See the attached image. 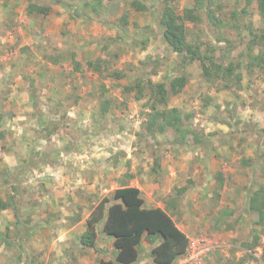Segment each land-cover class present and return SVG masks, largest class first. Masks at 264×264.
Masks as SVG:
<instances>
[{
  "label": "rangeland",
  "instance_id": "1",
  "mask_svg": "<svg viewBox=\"0 0 264 264\" xmlns=\"http://www.w3.org/2000/svg\"><path fill=\"white\" fill-rule=\"evenodd\" d=\"M134 1L143 3L148 7V10L138 11L136 6H133ZM30 2L51 7L50 15L52 18L46 20L42 19L39 15L28 14L27 5ZM223 2L228 5L223 10L225 17L228 18L231 17L233 9L236 7L239 8L241 4H245L244 0H242L240 5H234V0H223ZM68 4H74L73 0H61V2H58V0H11L10 5L12 7L6 8L4 0H0V89H7L9 99L11 100L10 105L14 102L11 105L13 107L8 109L7 116H9V119H13L12 114L17 116L20 112L18 110V113L13 111L18 109L15 99L18 96L24 97L26 95V91L29 89L28 78H32L37 83H41L45 91V95L40 100L38 106L34 107L31 111L33 113H37L40 110L47 112L55 96H63L69 103H72L73 98L78 96L82 101L78 104L79 110L81 109L84 112L82 115L86 117L95 115L100 104L99 97L102 92V85H105L109 92L108 95L113 100L110 111L106 116V124L113 131L118 130L120 127L126 128L130 132H134L136 139L133 147L127 149V154H130V158L127 157L125 152L118 156V162H122V166L118 171L116 168H113V165L116 167L118 165L114 163V160L111 166L107 165V160L103 159V157H98V164L95 161L96 157H91L90 162L92 163V167L88 174L90 175L92 184L95 185V189L99 190L98 194L101 195V185L103 187L106 186L102 184L101 177L105 176L106 179L107 173L112 175L122 171L130 175L132 174L129 173L132 169L131 166L133 165L134 170H137L138 163L142 165V168L140 165L142 173H145V171L143 172V167L149 170L147 166L149 160L153 162V157H163L162 162L168 161L169 163L167 174H164L165 178L163 179L165 181L167 177L168 185L167 190H164L162 195L156 199L157 202H163V198L166 197V192L168 195H176L177 190L188 186L190 180L194 182L193 186L190 185L191 189L193 187L192 191L186 192L180 198L179 213L174 216L178 225L189 227L188 234L190 235L188 252L185 256L177 260L175 264H263L259 259V256L262 254L260 247L250 251L242 246L243 243L252 242L254 236L253 229L255 227L254 222L257 217L254 214L246 215L243 207H241V203L244 201L245 190L243 188L249 184L245 179L250 177L249 180H253L256 183L254 187L263 185L264 170L261 172V169L257 168L252 176L248 167L243 166L241 161L233 163V157L228 164L221 163V165L219 164V159H216L218 161L211 168L214 170L225 169V171L231 174L233 172L230 171V168L236 170L239 173L240 184L235 183L230 177H226V184L222 190V198L218 200L215 196L216 187L210 182V184L206 185L207 188L209 187V191H206L208 195L204 197V193L201 190L203 185L202 181L208 174L205 168L202 169L201 166L195 164L189 167L188 162L185 161V163L178 165L179 167L176 168L175 174L171 170L174 165L170 164L171 160H173L172 156L180 153L187 155L186 153H189V151L195 152V150L188 147L180 148L179 151H176L174 147L170 146L167 142L175 137L172 130L167 131L164 135L143 137L138 135L141 128V114L144 111L143 101L139 103V101L133 98V94L127 95L124 91V86L132 84L136 79L168 82V77L172 78L176 75L174 67L181 59L180 55L170 51L163 40V28L159 23L160 11L162 9L161 0H110L105 3V10L102 12L100 19L90 21L72 19L67 9ZM176 6L182 15L185 9L194 7V0H178ZM248 11L254 15L255 26H260L258 2L254 1ZM126 13H128L129 24L122 26L120 21ZM77 14L79 15L80 12L77 11ZM248 19L250 18H246V20ZM40 23L45 25L49 34V38L46 39L49 46L58 48L62 46L65 49L68 60L66 59L62 67L66 68V70L52 67L44 69L43 66L46 65L44 64L45 60L37 50L41 48L39 36L36 34ZM186 27L189 32L190 41H210L217 47V62H222L224 65H228L233 60V55L238 52V49L235 51L234 49L246 37V32L236 28L217 29L216 34H222L227 38L225 42L218 43L215 40V35L204 22L198 24L187 22ZM112 40H116V42L113 44ZM145 40H147L146 44L143 43ZM88 45H90V48ZM232 46H235L233 50L231 48ZM25 48H27L26 51H24ZM73 48H81V50L85 49V51L92 52L91 58L93 60L100 58L105 60V66H107L109 72H123L126 74V77L118 80L110 77L108 72L103 71V75L90 76L89 78L91 80L87 81L79 74L74 75L73 73L71 75L67 71L71 66L68 53ZM142 61H146L147 65L149 64L145 70L143 69V65H141ZM152 70H155L157 74L152 75ZM187 72L190 78L189 88L178 96L170 94V107L180 108L185 115L191 114L192 118L190 123L197 131L203 134L207 131L211 135L217 130H225L228 127H230L229 129L231 127L238 128L237 130L235 129L236 132L219 133L216 137H212V140L214 139L216 142L227 141L228 136H230L228 138L230 142L235 138V134H238L239 136L236 137V142L232 140L233 145L234 143L243 145L248 140H251V143L261 141L263 144V149H261L263 151L264 133L261 130H263L262 124L264 123V118L260 113H256L255 116L252 115L251 117L249 116L251 113L246 114L243 110L239 111L238 109L240 106L238 100L241 99L245 102V105L249 100L248 105H255L257 111H260L261 107L264 108V81L261 75L257 72L252 75L247 73L244 66L239 68L238 72L245 76L243 92L237 93V91L231 90L230 93L233 97L235 96L234 98L237 102L224 103L225 105L223 107L218 108L219 115H217L215 109H213L215 106L213 102L211 103L210 101L209 105L206 106L207 98H216L218 91L216 88L217 83L212 84L202 78L199 63L189 66ZM221 91H223L222 96L225 95L227 98L229 90L223 89ZM20 106L23 109L25 107L27 108L25 103H22ZM31 112L30 114L32 115ZM207 112H213L215 114L214 116L218 118L219 124L207 122V119H205ZM237 113H240V116L243 118V121L239 122V124L235 120L239 118V116L236 117ZM19 114L22 115V113ZM31 115L26 116L29 117ZM76 116L79 117L78 115ZM253 116L255 121L252 119ZM27 117L25 119L23 118V121L18 120L15 123L12 122V125L19 124L23 126L22 122H27L28 120L33 125L37 124L34 118L27 119ZM88 119L83 120V118H80L79 121L76 120V123L65 120L63 126L62 124L60 125L62 130L57 132L58 135L56 134L59 143L54 144L56 145L55 147L61 148L64 146V141L71 140L73 137L78 138V136L82 137L81 142L87 145V142L94 138L92 133L95 132L93 121L91 122ZM202 124L206 131L201 128ZM219 126L224 127V129H218ZM33 131L34 129L31 131L29 137L33 138L31 144L35 146L36 140L34 139ZM14 140L11 142H14ZM11 142L7 144L8 147L9 145L11 147L15 146ZM39 146H41L40 143L35 148ZM88 146H90V143ZM93 146L94 143L91 144V148ZM35 148L32 150L33 153L37 152ZM91 148L88 151L92 154L94 150ZM97 152L95 151V153ZM255 153L251 149L248 151V154H252V158H254L250 160H256L258 153ZM3 155L0 149V166L3 164ZM63 155L60 158L65 160L69 158L67 154ZM259 157V163L263 165L264 153ZM98 175L101 176L99 177L100 180H96ZM15 179L22 194L36 191V189L34 190V184L30 185V183H27V185H22V182L24 183V180L27 179L25 174L16 176ZM107 179L109 180V178ZM55 184L59 186L57 181ZM63 189L65 188L59 187L57 190ZM103 189L106 188L104 187ZM237 190H242L240 196L236 195ZM8 191L10 190L8 189ZM102 196H99V198H102ZM234 201H237V203L235 204ZM226 207L230 209L238 208L237 214L232 215L227 220L230 223L231 229H228L225 225L220 226L221 229L219 230L213 229L212 221L217 216V212ZM260 235H263L262 232ZM111 244L112 241L105 244L101 243L99 248L110 254L112 252ZM145 249L146 252H149L151 247L145 244ZM250 254L254 255L256 259H250ZM88 255L85 258V262L77 264H98L101 256L99 253L91 250ZM193 255L197 256L198 259L191 258ZM35 263L39 264V260L37 262H34V260L28 262V264ZM141 264L154 263L148 258H142Z\"/></svg>",
  "mask_w": 264,
  "mask_h": 264
},
{
  "label": "trees",
  "instance_id": "2",
  "mask_svg": "<svg viewBox=\"0 0 264 264\" xmlns=\"http://www.w3.org/2000/svg\"><path fill=\"white\" fill-rule=\"evenodd\" d=\"M110 0H73L74 4H68L72 19L95 20L100 19L102 12L105 10V3ZM178 0H161L162 9L160 11V25L163 28L162 37L170 51L180 55L181 59L174 67L176 75L167 78L168 82H156L154 80L136 79L132 84L124 86L127 95L133 94V98L137 101H143L144 111H142L141 130L139 136H157L164 135L167 131L172 130L175 137L167 143L174 147L176 151L180 148H192L196 151H204L206 155L211 152V139L205 134L197 131L190 120L191 114L185 115L183 110L178 107H170V94L178 96L189 88L190 78L187 72L189 66L199 63L202 78L210 83H217V90H235L238 92L244 89L243 82L245 76L239 73L241 67H245L247 73H259L264 81V0H244L245 4H241L238 8L233 9L231 17H225L223 10L228 7L223 0H194V7L187 8L181 15L177 9L176 2ZM254 1L258 2V16L260 26H255L254 15L250 14L248 9ZM61 2V0H58ZM242 0H234V5H240ZM6 8L12 7L11 0H4ZM15 6V5H14ZM138 11H147L148 7L139 1H134ZM52 8L49 6H41L30 2L27 5V12L30 15H44L47 17ZM77 11L80 14H77ZM128 13H126L120 23L122 26L129 24ZM250 18L246 20V18ZM187 22L201 23L204 22L215 35L218 43L226 41L224 35L217 33L218 29L236 28L246 32V37L236 46H232L234 51L238 52L233 55V60L228 65L217 62L216 51L218 50L210 41L195 40L190 41L189 32L186 27ZM222 31V30H221ZM39 36L41 50L43 51V59L54 65L63 64L67 57L63 55L59 49H53L49 46L47 32L39 29L36 31ZM113 44L116 40H112ZM145 40L143 43L146 44ZM25 48L24 51H26ZM72 64L73 73H80L83 76L93 72L97 75H103V71L108 72L110 77L121 79L126 74L119 71L109 72L105 66V60H76V53L71 52L69 56ZM143 69H147L146 61H142ZM152 75H156V71L152 70ZM63 75V74H62ZM29 79L28 94L33 101V106H37L39 98L45 95L41 83H37L32 78ZM219 82V83H218ZM221 86H219V84ZM0 145L4 148L2 141L6 138L4 124L7 118L6 109L8 107L9 93L7 89H0ZM105 85H102L100 94V104L97 113L93 116V123L96 133L109 132L111 127L106 124V116L112 105V98ZM73 102L61 98L53 102L51 111L58 114L61 111L68 110L69 107L77 105L79 97L73 98ZM206 106L209 105L211 99H206ZM59 125V124H58ZM57 126V123H55ZM50 133L49 126L47 127ZM77 141L73 137L71 144ZM69 149V148H67ZM120 154V153H119ZM118 154V156H119ZM263 152L257 154L255 160L242 159L243 166H249L251 163H259ZM118 156L115 157L114 163L117 164ZM154 166L151 173L155 175V181H161V162L162 157H155ZM26 163V162H24ZM31 165V162H29ZM38 165V164H35ZM26 169V165L18 172L22 173ZM126 181L121 182L120 187L109 194L98 198L97 202L90 207V216L87 220V227L82 233L78 247H70L67 250L73 261L70 264H77L78 255H87L89 250L99 253L98 264H141L142 258L150 259L154 264H175L176 261L185 256L188 252L190 239L182 230L179 229L174 219L178 215L180 208V198L186 192L192 191L191 186L194 182L189 181V185L177 190L176 195H169L163 198L161 207H147L143 194L140 189L131 187L129 180L134 177L132 174L123 173ZM12 175L6 170H0V183L7 185L12 182ZM215 196L216 199L222 198V190L226 184V176L222 173H216ZM256 183L251 180L247 186L243 188L244 201L241 207L244 213L254 214L257 219L254 222V236L251 243H243L242 246L250 251L256 248L262 249L259 259L264 264V184L254 187ZM191 185V186H190ZM14 193L17 192L13 186ZM242 190H237L236 195L240 196ZM79 198H86L93 201L92 196L76 191ZM235 204L237 201H234ZM18 206L15 195L9 198L0 196V217L3 211L8 207ZM241 209V208H239ZM238 208H223L217 212V216L213 219L212 228L221 229L220 226L225 225L231 229L230 223L227 221L232 215L237 214ZM80 218V217H79ZM262 232L263 235H260ZM29 236L30 233L27 232ZM4 241V238L0 237ZM112 240V252L99 248L101 243L105 244ZM145 244L151 249L146 252ZM77 251V253H76ZM253 253V252H251ZM250 259L255 260V256L250 254Z\"/></svg>",
  "mask_w": 264,
  "mask_h": 264
},
{
  "label": "crops",
  "instance_id": "3",
  "mask_svg": "<svg viewBox=\"0 0 264 264\" xmlns=\"http://www.w3.org/2000/svg\"><path fill=\"white\" fill-rule=\"evenodd\" d=\"M41 15L39 16L42 19L49 20L52 18L50 14L47 17ZM39 29L45 30V32H47L44 24L40 23L37 30ZM47 36L49 38L48 32ZM89 46L90 45H88V47ZM50 47L53 49L57 48L61 50L63 55L66 56L65 49L62 46L59 48L53 46ZM37 50L38 52L43 54V51L40 48H38ZM71 52L76 53V60L78 61H84V63H87V61L93 60L91 58L93 53L85 51V49H70L68 53L69 56ZM44 62V64H46L45 66H43L44 69H48L47 67H52L66 70V68L62 67L65 62L60 65L49 64L46 61ZM70 64V69H67V71L72 72L73 64L72 62ZM75 74L81 75L80 73H74V75ZM93 75L97 74L89 72L88 75H81V77L84 78V80L90 81L91 78L89 77ZM242 92L243 91H240L238 93ZM222 93L223 91L218 90L216 93V98L211 99V103L213 102L215 104V106L213 105V109H215V113H217V115H219L218 108L220 109V107H223L225 104H229L230 102H237V100L234 98L235 96L233 97L230 91L227 98L225 97V95L222 96ZM43 97L44 96H41L39 98V102ZM58 98L65 100L63 96H55V98L52 99L51 106H49L47 112H45V110H40L37 113H33L31 111L35 106H33V101L31 100L27 90L24 97L18 96L15 99L16 105H18V109L13 111L15 113H18V111H20L19 113H22V115L19 113L17 114V116L12 114V120L9 119V116H7L6 118L4 124L6 138L2 141V144H4L5 147L2 148L0 145V149L4 154L2 158L3 164L2 166H0V170H6L7 173L9 175H12L13 177L12 182L8 183L7 185L0 183V196L3 198H9L10 195H15V198L18 201V206L8 207L5 211H3L0 217V237L4 238V241L0 240V264H28V262L31 260H34V262H37L39 260V264H70V262L73 260L69 256V253H67V250L72 246H74L75 248L78 247L80 237L87 227V220L91 213L90 207L95 204V202H97L99 196H105L109 194L111 191L119 188L121 182L126 181V177L124 176L122 171L116 172L112 175L105 172L107 173V178H109V180L107 178L105 179V176L101 177L100 175H98L96 177V180L101 177L102 184L106 185L104 186L106 189H103L104 187L101 185L102 192L101 195L98 194L99 190L95 189V185L92 184V180L90 179V175L88 174L92 167V163L90 162V160L92 159L91 157L95 156V161L97 162L98 157H103V159L107 160V165L112 166L113 160L118 156L119 153L121 154L125 152L127 154V149L133 147L134 141L136 139L134 132L132 133L126 128L124 129L121 127L115 131L110 129L109 132L96 133L97 131H95L92 133L94 138L87 142V145L83 144L81 142L82 137L78 136V138H76L77 141H75L74 144H71V141H73L72 138L71 140H66L68 142L64 141L63 147L56 148V145L54 144L59 143V140L56 138V134L57 132L62 130L60 125L62 124L63 126L65 120H70L71 123L74 121L73 123H76V120L79 121L80 118H83V120L89 118L88 120L92 122L94 116L89 115V117H86L85 115H82L84 112H82L81 109L79 110L78 106V104L82 102L81 98L79 99L77 105L69 107L65 112L61 111L56 114L55 112L51 111V109L53 107V102ZM10 101L11 100L9 99V105L6 109L7 113L8 109H11L13 107L11 105L14 102H12L10 105ZM248 101L245 105V102H243L242 99L238 100V102L240 103V106L238 108L239 111L243 110L246 114L251 113L250 115L248 114L251 117L252 115L255 116L256 113H260L264 118V108L261 107V110L257 111L255 105H248ZM22 103H25L27 105V108L25 107L26 110L23 109L22 106H20ZM30 112L32 113V115L30 114ZM26 115L31 116L27 117ZM76 115H78L79 117H77ZM214 115L215 114H213V112H207L205 115V119H207V122L219 124L218 118ZM25 116L27 117V119L34 118L37 124L33 125L31 121L28 120L27 122H22L23 126H20L19 124L12 125V122L15 123L18 120L23 121V118H26ZM237 116H239V118H236L235 120H237L236 123L239 124V122L243 121V118L240 116V113H237L236 117ZM254 116L252 118L253 120ZM55 123H57V126H55ZM48 126L50 130L49 134L46 130ZM50 127L53 129H51ZM203 127L204 125L202 124L201 128L205 130V128ZM262 127L263 130L261 131L264 133V123L262 124ZM229 128L230 127H228V129L220 131L217 130L211 135L208 134L210 132H207L205 130V136H208V138H210L212 142V150L209 155H206L204 151H189V153H186L187 155H185L184 153H180L181 155L175 154L174 156H172L173 160H171L170 164L174 165L172 169H170L173 170V174L176 173V168L179 167L178 165L185 163V161L188 162L189 167H192V165L195 164L201 166L202 169L205 168L207 170L208 174L206 173L207 175L202 181L203 185L201 192L204 193V197L208 195V192L206 191H209V187L207 188L206 185L210 184V182L215 185V176L218 172L222 173L226 177H230L231 180L235 181V183H239L240 181L238 175L239 173L232 168H230V171L233 172V174L225 171V169H212L211 166H213V164L215 165V163L218 161L216 159H219V164L221 165V163L228 164L231 161L230 159H232V157L233 163L240 162L242 159H254L252 158V154H248V151H250V149L254 150V152H256L255 154L259 152L264 153V150L262 151L263 144L261 143V141L251 143V140H248L247 142L243 143V145H238L235 143L233 145L232 140L236 142V137L239 136L238 134H235V138H233L230 142L228 140L230 136H228L227 141L224 140L222 142H216L214 141V139L212 140V137H216L217 135H219V133L224 134L229 133L230 131H232L230 133H233L236 132L235 129H238L234 127H231V129ZM33 129L34 139L36 140L35 146L39 143L41 145L38 148L32 146L31 142L33 138L29 137ZM218 129H224V127L222 128L221 126H219ZM83 139H85V137H83ZM12 140H14V142H11ZM6 141L11 142V144L15 146L11 147L9 145L8 147L7 144L9 142ZM89 143L90 146H88ZM92 143H94L93 148H91ZM34 148L35 151H37L36 153L32 152ZM89 148L94 150L92 154L89 153ZM95 151L98 152L95 153ZM63 154H67L69 158H66V160L60 158V156H62ZM127 157L130 158V154H127ZM154 159L155 158L153 157V162H150L149 160V164H147L149 170L143 167V172L145 171V173H142V165L139 163L137 164V170H134V166L132 165V169L129 172L132 173L134 177L129 180L128 186L136 187L141 190L147 207L162 206V203L157 202L156 199H158L162 195L164 190H167L168 185L167 177L165 181H163L165 175L167 174V167L169 168L168 161L161 162V170L159 174L162 178L160 182H156L155 175L151 173V169L153 168L155 163ZM29 162H31V165H29ZM63 164H65L66 166H63ZM117 164V167L113 165V168H116V170L118 171L122 166V162H117ZM25 165L26 169L21 174L18 173ZM247 167L253 176V173L255 172V170H257V168H260L261 172L262 170H264V161L263 165L253 162ZM23 174H25V177L27 179L24 180V183L22 182V185H27V183H30V185L34 184V190L36 189V191H34L33 193L25 192V194H22L21 189L18 188L17 180L15 179V177L21 176ZM249 179L250 177L245 180L250 182ZM56 181L58 182L59 186H56ZM13 186L17 189L16 193H14L15 191H13ZM59 187H64L65 189L57 190ZM8 189L10 191H8ZM77 190H81L82 192H85L86 194L92 196L93 201H90L86 198H79L76 195ZM165 195L166 197L169 196L167 192L165 193ZM177 226L180 230L186 233V235L190 239V235L188 234L189 227L178 224ZM27 232L30 233L29 236L27 235ZM90 251L91 250L88 251V254ZM88 254L83 256L78 255L77 263L85 262V258L89 256ZM191 258L198 259L197 256Z\"/></svg>",
  "mask_w": 264,
  "mask_h": 264
},
{
  "label": "built area",
  "instance_id": "4",
  "mask_svg": "<svg viewBox=\"0 0 264 264\" xmlns=\"http://www.w3.org/2000/svg\"><path fill=\"white\" fill-rule=\"evenodd\" d=\"M194 257V256H193Z\"/></svg>",
  "mask_w": 264,
  "mask_h": 264
}]
</instances>
